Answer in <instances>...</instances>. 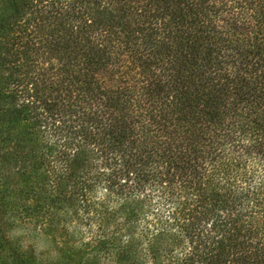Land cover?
<instances>
[{"label":"trees","instance_id":"obj_1","mask_svg":"<svg viewBox=\"0 0 264 264\" xmlns=\"http://www.w3.org/2000/svg\"><path fill=\"white\" fill-rule=\"evenodd\" d=\"M11 5L0 264H264V0Z\"/></svg>","mask_w":264,"mask_h":264},{"label":"rangeland","instance_id":"obj_2","mask_svg":"<svg viewBox=\"0 0 264 264\" xmlns=\"http://www.w3.org/2000/svg\"><path fill=\"white\" fill-rule=\"evenodd\" d=\"M11 11H12L11 0H0V18H1V16L5 15V14L11 12ZM69 225H70L69 228H73V224H69ZM28 242L29 243L26 244L27 246H24V249L27 250V251H30L31 250L30 245L33 246V248H34V246L40 245L39 242H35V239H33L31 237L28 238ZM51 247L52 248H50V249H53V251L54 250L57 251V247H55L53 245ZM51 258H53V254H50L48 256V260H50ZM69 259H71V256L69 257ZM76 259H78L77 256H73L72 261H71V264H75L74 261Z\"/></svg>","mask_w":264,"mask_h":264}]
</instances>
